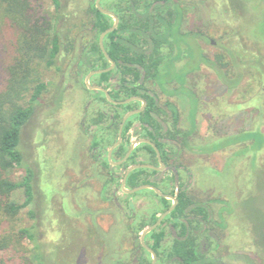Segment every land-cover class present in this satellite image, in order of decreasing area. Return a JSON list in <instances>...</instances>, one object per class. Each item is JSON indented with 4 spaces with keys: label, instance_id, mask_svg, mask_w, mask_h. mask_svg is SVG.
<instances>
[{
    "label": "rangeland",
    "instance_id": "rangeland-1",
    "mask_svg": "<svg viewBox=\"0 0 264 264\" xmlns=\"http://www.w3.org/2000/svg\"><path fill=\"white\" fill-rule=\"evenodd\" d=\"M61 1L62 50L57 67L43 71L42 80L49 91L35 104L36 113L24 129L21 145L26 165L36 172L34 207L41 217L42 243L48 252L54 253L58 264H63V251L69 245L70 254L76 255L81 241L91 246L88 264L96 262L104 243L112 244L114 259L132 262L136 253L127 239L131 220L125 218L130 211L124 214L121 208L127 209V197L113 184L105 189L111 177L94 160L93 154L99 150L92 147L93 133L98 130L93 123L100 108L87 89L90 73L78 72L82 51L92 39L88 23L93 0ZM201 1L176 0L184 11L183 31L204 36L199 39V47L197 42L192 43L195 59L185 55L179 63L178 69L193 67L184 86L174 82L166 87L169 92L180 88L184 91L170 95L158 86L151 88L159 96L160 107L167 111L170 124L168 102L179 111V129L192 133L187 145L179 140L182 152L175 163L187 171L182 169L176 174L179 181L188 185L191 197L210 203L213 209L214 218L208 225L214 236L209 239L211 255L226 264H264V250L256 245L264 243V148L254 151V142L246 141L224 146L214 154L206 153L228 138L264 132V71L246 61L257 57L250 44H243L244 51H237L236 58L233 57L235 52L228 37L239 25L232 6L234 0ZM246 3L239 32L250 39L257 37L264 52V0ZM35 5L50 16H57L50 0H38ZM112 5L113 0H107L102 8ZM200 53L209 63L200 60ZM95 79L91 78V85ZM227 83L233 88H228ZM30 100L28 95L26 102ZM107 110L115 114L113 108ZM138 131L135 127L130 133V148L134 141L141 140L136 136ZM140 145L135 150H139L141 161L151 165L153 157L140 150ZM119 166H115L114 173L122 184L124 171ZM13 175L21 181L24 172L15 170ZM12 199L24 203V191H16ZM134 203L146 217L156 207L154 194L148 190L138 195ZM28 213L29 209L23 211L20 227L36 223ZM88 226L95 227L92 235ZM96 242L102 245L96 246L95 251Z\"/></svg>",
    "mask_w": 264,
    "mask_h": 264
},
{
    "label": "trees",
    "instance_id": "trees-1",
    "mask_svg": "<svg viewBox=\"0 0 264 264\" xmlns=\"http://www.w3.org/2000/svg\"><path fill=\"white\" fill-rule=\"evenodd\" d=\"M37 1L0 0V264H58L54 253L48 252L42 243L41 217L34 207L36 172L32 166L26 165L21 149L24 129L36 113L35 104L49 91L48 85L42 80L43 71L57 67L56 62L63 44L59 25L64 20L62 1L50 0L55 7L56 17L36 7ZM96 1L93 0L89 12L88 24L92 39L84 47L78 67V72L82 75L84 72L89 74L112 66L100 46V38L114 27L115 18L103 13L97 7ZM105 2L107 0L101 2V7ZM246 5V0L232 2L233 9L236 10L234 12L238 14L235 13L239 25L235 33L228 37L229 45L236 54L233 57L236 58L237 51H244L243 44H250L256 50L257 57L246 61L264 71V52L259 46V39L255 36L250 39L248 35L239 32L245 18L242 9ZM104 10L114 13L119 20L118 26L104 38L105 49L116 66L106 73L93 76L92 79L96 78L94 85L104 88L113 101L124 102L141 98L146 103L142 112L126 122L123 141L113 152L112 161L120 162L125 159L130 150V133L133 128H138L137 138L155 144L167 168L163 171L153 168L137 169L129 175L126 188L154 186L164 195L178 200L176 208L146 236V245L157 254V264H224L211 255L209 239L214 236L208 225L212 222L214 213L210 203L191 197L188 185L182 180L179 181L176 174L184 169L175 163L182 152L179 140L183 139L184 145H187V139L192 133H184L179 129V111L173 103L168 102L166 107L172 113L170 124L167 111L160 107L159 96L151 88L152 85L158 86L170 95L184 91L180 88L169 92L166 87L174 82L184 86L185 75L191 73L193 67L179 72L176 64L185 55L191 60L195 59L192 43L196 44L198 35L182 33V9L175 0H113V5ZM199 57L201 61L209 63L201 53ZM221 61L219 57L218 62ZM221 77L225 79L226 76ZM227 85L228 88H233V85ZM87 89L100 108L93 123L98 130L93 133L92 144L99 153H94L93 158L108 170L111 177L106 182L105 189L112 184L120 189L121 179L114 173L116 165L109 160V150L118 141L126 114L140 109L143 102L117 105L109 101L103 91ZM28 95H31L30 102H26ZM108 107L113 108L115 114H111ZM246 141L254 142L252 150L260 151L264 148V132L244 133L228 138L206 153L214 154L224 146ZM140 146V150L153 157L151 165L159 168L154 147L148 143ZM138 153L139 150H134L128 160L119 166L123 169L124 176L132 166L145 165ZM15 170L24 172L21 181L15 180ZM18 190L24 191V203H17L12 199ZM146 190L155 197L156 207L149 217L134 203V199L145 190L135 194H126L121 190L126 195L128 204L127 209L121 207L122 211L124 214L130 211L125 214V218L131 220L128 225L130 234L126 237L136 253L135 260L126 262L114 259L111 256L114 250L112 244L104 243L94 264H152L153 255L141 243V236L172 208L174 201L151 189ZM26 209H29L28 214L36 223L29 227H20L21 215ZM229 211L233 213L234 210ZM88 227L92 235L95 227ZM79 243L76 255L70 254L72 245L63 251V264L89 263L88 250L91 246L87 242ZM100 245V242H96L93 250L96 251V246ZM256 245L264 250V243L259 242ZM11 252L19 256H11Z\"/></svg>",
    "mask_w": 264,
    "mask_h": 264
},
{
    "label": "water",
    "instance_id": "water-1",
    "mask_svg": "<svg viewBox=\"0 0 264 264\" xmlns=\"http://www.w3.org/2000/svg\"><path fill=\"white\" fill-rule=\"evenodd\" d=\"M102 1H103V0H97V1H96V5H97V7H98L103 13H105V14H107V15H110V16H112V17L115 18V25H114V27H113L112 29L108 30L106 33H104V34L101 36V38H100V46H101V48H102V50H103L105 56L107 57L108 61L112 64V66H111L110 68H108V69H105V70L92 71V72L87 76L86 84H87V86L89 87L90 90H99V91H103V92L105 93L106 97L108 98V100L111 101V102H113V103H115V104H117V105L128 104V103H131V102H134V101H142V102H143V105H142V108H141V109H138V110H135V111H131V112H129V113L125 116V118L123 119V123H122V125H121V129H120V132H119V138H118V141H117V143H116V144H115V145L109 150V156H108V157H109L110 162L113 163V165H116V166L122 165V164H124V163L128 160V158L130 157V155H131V154L133 153V151L135 150V147H136L138 144H142V143H148V144H151V145L154 147V149H155V151H156V153H157L158 160H159V164H160V167H159V168H157V167H155V166H151V165H135V166H132L131 168H129V169L127 170V172H126V174H125V176H124V178H123L122 186H121V190H122L123 192H125L126 194H135V193H138V192L143 191V190H146V189H151V190L155 191L158 195H160V196H162V197H166L167 199L174 201V204H173L172 208H171L169 211H167L165 214H163V215L160 217V219L157 221V223H156L154 226H152L151 228L147 229V230L142 234V236H141V243H142L143 246H144L148 251H150V252L152 253V255H153V262H152V264H157V260H158L157 254H156L152 249H150V248L146 245V240H145V239H146V236H147L149 233H151L153 230H155V229H156V228L162 223V221H163V220H164V219H165V218H166V217H167V216H168V215H169V214H170V213L176 208V206H177V204H178V200H177L176 198L172 197V196H166V195H164L162 192H160V191H159L157 188H155L154 186L144 185V186H141V187H137V188H135V189H128V188H126V184H127V180H128L129 175H130L133 171H135V170H137V169H141V168H153V169H157V170L163 171V170H165V169L167 168L166 164L164 163V161H163V159H162V156H161V154H160L159 149L157 148V146H156L155 144H152L150 141L142 140V139H141V140H138V141H134L133 144H132V146H131V148H130V150H129V152H128V154H127V156L125 157V159H123V160L120 161V162H113V161H112L113 152L115 151V149H116L117 147H119V146L121 145V143H122V141H123V129H124V126H125L126 122H127L132 116H134V115H136V114L142 112V111L146 108V103H145L141 98H132V99L127 100V101H124V102H116V101H113V100L110 98L109 93H108L104 88H102V87H100V86H96V85H91V84H90V80H91V78H92L93 76H95V75H97V74L106 73V72L112 70V69L116 66V63L111 59V57L108 55V53H107V51H106V49H105L104 38H105V36H106L108 33H110L112 30H114V29L118 26V24H119V20H118V17H117L114 13H112V12H108V11L102 9V7H101V2H102Z\"/></svg>",
    "mask_w": 264,
    "mask_h": 264
},
{
    "label": "flooded vegetation",
    "instance_id": "flooded-vegetation-1",
    "mask_svg": "<svg viewBox=\"0 0 264 264\" xmlns=\"http://www.w3.org/2000/svg\"><path fill=\"white\" fill-rule=\"evenodd\" d=\"M176 1V0H175ZM177 3V2H176ZM200 3H204V0H202ZM178 4V3H177ZM181 8V7H180ZM182 9V8H181ZM184 11H183V9H182V23H181V31H182V33H192V32H184L183 31V29H182V25H183V22H184ZM195 34H197L198 35V37L196 38V42H197V44L196 45H198V47H199V39L200 38H204V36L202 35V34H200V33H198V32H196ZM184 58H185V56H184ZM198 60V59H197ZM196 60V61H197ZM183 60H181L180 62H178L177 64H176V69H177V71H184L186 68H187V66H181L180 67V69H178V66H179V63H181ZM186 71V70H185ZM190 74L191 73H187L186 75H185V82L188 80V78H189V76H190ZM142 108V107H141ZM140 108V109H141ZM138 110V109H137ZM135 111V110H134ZM128 114V113H127ZM126 114V115H127ZM125 118V117H124ZM119 207H121V206H119ZM152 262H153V257H152ZM223 262V261H222ZM224 264H226L225 262H224Z\"/></svg>",
    "mask_w": 264,
    "mask_h": 264
}]
</instances>
